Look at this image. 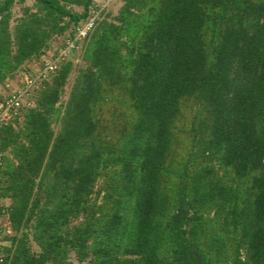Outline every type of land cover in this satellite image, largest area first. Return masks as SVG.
Listing matches in <instances>:
<instances>
[{
	"label": "trees",
	"instance_id": "16d2710c",
	"mask_svg": "<svg viewBox=\"0 0 264 264\" xmlns=\"http://www.w3.org/2000/svg\"><path fill=\"white\" fill-rule=\"evenodd\" d=\"M24 1L0 86L102 0ZM116 1L0 124V264H264V0Z\"/></svg>",
	"mask_w": 264,
	"mask_h": 264
},
{
	"label": "built area",
	"instance_id": "2783aa9c",
	"mask_svg": "<svg viewBox=\"0 0 264 264\" xmlns=\"http://www.w3.org/2000/svg\"><path fill=\"white\" fill-rule=\"evenodd\" d=\"M113 1L102 0L95 8L91 9L89 15L74 26L71 36L66 37L51 56L42 60L41 66L36 68L32 75L23 77L16 75L14 77L15 84L0 103V124L6 123V119L11 117L16 108L25 102L32 88L41 80L46 79L62 61L68 59L71 53L79 48L81 41L89 35L100 13ZM1 154L0 152V158Z\"/></svg>",
	"mask_w": 264,
	"mask_h": 264
},
{
	"label": "rangeland",
	"instance_id": "374dc122",
	"mask_svg": "<svg viewBox=\"0 0 264 264\" xmlns=\"http://www.w3.org/2000/svg\"><path fill=\"white\" fill-rule=\"evenodd\" d=\"M31 4H32V1L31 0H26L22 4H14L12 6V8H11V14H12L11 18H14V17L20 15V7L22 5L23 6L24 5L30 6ZM119 4H120V1H118V0L113 3L112 10H111L112 13H115V11L117 10V7L119 6ZM73 10L79 11L80 8L74 7ZM10 24H12L11 21H10ZM60 43H61V37H56V39L51 43L50 49L55 48ZM78 53H79V51L74 52L73 55H71L69 57V59L72 60L73 63H75V62L78 61V59H77L78 58V55H77ZM29 68L31 70H32V68L34 69L33 63L29 64ZM73 75H74V72H71L70 75L68 76L67 81H66V83H65V85L63 87V91L60 94V97H59V100H58L57 104H61L62 105L64 103V101H65V99L67 97V94H68L69 85L72 82ZM13 80H14V82H13ZM14 84H15V79L12 78V79L7 80L4 83V85L0 86V99L2 101L4 100L5 96L7 95V93L9 92V90L13 87ZM1 100H0V103L2 102ZM1 164H3V163H1ZM7 202H8V200L3 199V203L5 205L7 204ZM5 216H0V227H3V229H4L3 231H5L6 234H11V231L8 229V227L6 225V222H5L6 220H4L5 219ZM0 236H2V232H0ZM32 248H34V247H32ZM70 262L71 263H69V264H74V259L73 258H70Z\"/></svg>",
	"mask_w": 264,
	"mask_h": 264
}]
</instances>
